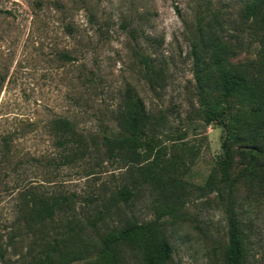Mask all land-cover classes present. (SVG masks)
Listing matches in <instances>:
<instances>
[{
  "label": "rangeland",
  "instance_id": "374dc122",
  "mask_svg": "<svg viewBox=\"0 0 264 264\" xmlns=\"http://www.w3.org/2000/svg\"><path fill=\"white\" fill-rule=\"evenodd\" d=\"M249 1L0 0V264H31L53 237L68 252L64 264H141L136 242L101 251V239L153 221L166 202L176 212L159 219L171 248L164 264H224L225 213L205 184L223 172L221 121L247 110L233 103L223 119L206 122L204 101L218 104L215 59L202 43L200 89L192 46L200 45V28L217 32L227 41L229 66L255 70L254 27L240 21ZM135 98L151 130L138 137L134 154L112 157L105 138L121 132ZM64 118L87 147L69 162L56 144ZM256 158L264 171V158ZM243 162L233 155L232 179ZM148 169L174 194L161 196L145 182ZM242 178L234 211L246 233L247 264H264V181ZM30 184L66 196L69 212L33 224L17 193ZM124 187L132 192L128 201L117 193Z\"/></svg>",
  "mask_w": 264,
  "mask_h": 264
},
{
  "label": "trees",
  "instance_id": "16d2710c",
  "mask_svg": "<svg viewBox=\"0 0 264 264\" xmlns=\"http://www.w3.org/2000/svg\"><path fill=\"white\" fill-rule=\"evenodd\" d=\"M240 19L241 23L250 20L254 27L258 42L255 70L247 72L230 67L224 52L227 50V41L225 36L217 32L206 33L200 28L198 31L200 45L194 43L192 46L194 72L200 89L204 85L201 76L207 70L206 68L203 71L199 70L198 50L202 49V43L211 45L209 49L212 51V58L215 59L211 65L216 69L218 104L210 105L208 101H204L206 122L223 119L228 107L234 104L236 107L247 110V114L242 118L240 117L243 114L239 115L237 110L231 123L221 121L227 132L226 140L222 145L224 157L219 161L223 172L218 179H215L212 174L209 175L205 184L209 192L217 193L218 201L225 213L227 243L223 251L224 264H247L248 258L246 233L234 211L236 205L233 192L236 182L241 177L247 183L255 181L262 183L264 181V171L258 163L259 159L256 158L260 155L264 158V0H250L241 9ZM63 56L68 57L67 54H63ZM54 121L55 119L50 123H56ZM149 123V116L142 101L139 98L132 99L125 108L120 125L121 132L116 136L105 138L106 151L112 157L118 155L125 157L128 154H134L138 137L147 135L148 130H151ZM57 124L60 135L56 144L57 147L67 150L64 152L66 162L74 159L75 156L78 158L86 154L87 147L77 137L71 122L64 118L60 119ZM235 141L240 142L237 148H234ZM241 145H244L245 149L240 150ZM234 154L242 155L244 162L239 176L232 179L227 168ZM17 163L18 161L14 165L17 166ZM145 173V182L152 184L153 189L159 195L171 196L174 194L175 190L168 189V185H171L170 182L162 183L151 169ZM17 193L18 197L25 201L27 213L33 224L46 225L56 220L59 212L67 213L70 210L66 196L40 191L32 184L18 189ZM117 193L123 201H128L132 194L131 190L126 187L119 189ZM160 207L157 218L151 222L133 225L122 230L111 229L101 239L102 248L100 250L104 251L110 245H118L132 240L139 245L141 264H164L169 257L171 248L162 234L159 219L162 214L174 216L176 208L168 202L162 203ZM48 236L50 235L47 234L46 237ZM58 240V237L48 240L42 255L34 259L31 264H64L68 252L60 247ZM70 252L73 254L75 251L70 250Z\"/></svg>",
  "mask_w": 264,
  "mask_h": 264
}]
</instances>
